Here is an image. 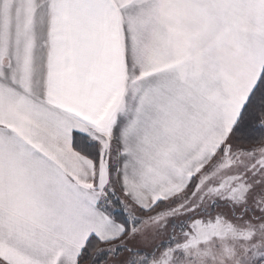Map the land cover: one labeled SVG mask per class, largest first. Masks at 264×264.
Returning <instances> with one entry per match:
<instances>
[{"label":"snow or ice","instance_id":"6c2138e0","mask_svg":"<svg viewBox=\"0 0 264 264\" xmlns=\"http://www.w3.org/2000/svg\"><path fill=\"white\" fill-rule=\"evenodd\" d=\"M0 264H264V0H0Z\"/></svg>","mask_w":264,"mask_h":264}]
</instances>
